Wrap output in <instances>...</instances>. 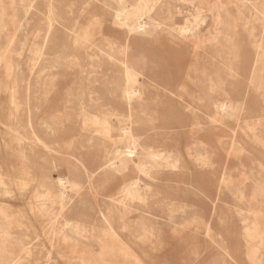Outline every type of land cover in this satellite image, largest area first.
<instances>
[{
    "label": "rangeland",
    "instance_id": "1",
    "mask_svg": "<svg viewBox=\"0 0 264 264\" xmlns=\"http://www.w3.org/2000/svg\"><path fill=\"white\" fill-rule=\"evenodd\" d=\"M142 1L0 0V264H264V0Z\"/></svg>",
    "mask_w": 264,
    "mask_h": 264
},
{
    "label": "bare ground",
    "instance_id": "2",
    "mask_svg": "<svg viewBox=\"0 0 264 264\" xmlns=\"http://www.w3.org/2000/svg\"><path fill=\"white\" fill-rule=\"evenodd\" d=\"M142 1V0H141ZM121 2H122V0H121ZM126 2H127V0H126ZM143 2V1H142ZM57 3V2H56ZM137 3H138V1H137ZM145 3V2H144ZM143 3V4H144ZM161 6V5H160ZM125 7V6H124ZM154 7V6H153ZM137 9V8H136ZM225 9V8H224ZM158 10V9H157ZM116 12V11H115ZM161 12V11H160ZM158 13H159V11H158ZM226 13V12H225ZM164 14V13H163ZM162 14V15H163ZM188 14V13H187ZM170 15V14H169ZM116 20H118V21H120L121 23H123L124 25H127V22L129 21V19H130V16H128V14H126V13H117L116 15ZM219 16V15H218ZM101 17V16H100ZM97 19H98V17H97ZM170 19H172L171 21L173 22V21H176V19H178L177 17H174V16H172ZM98 21V20H97ZM166 21V20H165ZM170 21V22H171ZM187 22V21H186ZM174 23V22H173ZM199 26V25H198ZM125 27V26H124ZM166 27V26H165ZM168 27V26H167ZM180 28L182 29V31L183 32H186L187 31V29L189 28L188 27V25H181L180 26ZM50 30V29H49ZM215 38V37H214ZM232 45V44H231ZM231 45H230V48H231ZM228 47V46H227ZM227 49V48H226ZM225 49V50H226ZM228 50V49H227ZM226 50V51H227ZM232 50H233V48H232ZM225 51V52H226ZM195 53V52H194ZM227 53V52H226ZM231 54V53H230ZM215 55V54H214ZM231 56V55H230ZM124 57V56H123ZM232 57V56H231ZM193 58H194V56H193ZM235 58V57H234ZM232 63H234V62H232ZM191 66V65H190ZM190 68V67H189ZM190 70V69H189ZM187 71H188V69H187ZM127 75H126V79H127ZM126 82V81H125ZM115 83H117V82H115ZM148 83L149 84H151V82L150 81H148ZM112 88L114 89V91L115 90H117V88L116 87H113L112 86ZM112 89V90H113ZM157 89V88H156ZM125 93H126V95H127V97H128V100H131V99H133V98H135L136 96H139V93L136 91V89L135 88H133L132 86H129L128 84H127V86L125 87ZM12 96V95H11ZM10 96V97H11ZM12 102V101H11ZM10 102V103H11ZM13 115V114H12ZM14 121H15V119H14ZM10 123V122H9ZM127 151V150H126ZM128 152V151H127ZM124 154V153H123ZM178 154V153H177ZM130 155V154H129ZM246 155V154H245ZM154 157V156H153ZM159 158V157H158ZM69 170L70 171H72V170H75V168H74V165H71L70 164V166H69ZM26 171H24V173H25ZM88 175V174H87ZM16 181V180H15ZM70 178L69 177H66V176H62V175H60V174H56V177H55V184L58 186V188L60 189V191H62L63 189H65V187L70 183ZM17 183V182H16ZM24 183V182H23ZM41 186V185H40ZM46 192V191H45ZM49 195V194H48ZM56 196V195H55ZM60 196V195H59ZM64 198V197H63ZM166 201V200H165ZM57 202V201H56ZM59 202V201H58ZM175 202V201H174ZM178 203V202H177ZM54 204V203H53ZM58 204V203H57ZM59 205V204H58ZM177 207V206H176ZM189 207V206H188ZM169 207H167V209H168ZM59 210V209H58ZM126 210V209H125ZM127 211V210H126ZM129 211V210H128ZM175 212V211H174ZM57 213H59V211L57 212ZM61 213V212H60ZM122 213H123V211H122ZM130 213V212H129ZM132 213V212H131ZM53 214V213H52ZM132 214H134V213H132ZM54 215V214H53ZM57 215V214H56ZM62 215V214H61ZM49 217H52V216H49ZM56 217V216H55ZM95 217V216H94ZM122 217V216H121ZM49 219V218H48ZM54 219H56V218H54ZM61 220V219H60ZM53 222V221H52ZM56 222V221H55ZM168 222V221H167ZM166 222V223H167ZM172 222V221H171ZM145 223V222H144ZM55 224V223H54ZM93 224V223H92ZM108 224V223H107ZM142 224H143V222H142ZM58 225V224H57ZM63 225H65V224H63ZM144 225V224H143ZM66 226H67V235L66 236H70V234H74V233H76L77 231H80V228H78V226L76 225V224H74V223H69V222H66ZM91 226V225H90ZM142 226V225H141ZM110 227V226H109ZM163 227V226H162ZM173 227H174V225H173ZM172 227V228H173ZM55 228V227H54ZM58 228V227H57ZM160 228V227H159ZM165 228V227H164ZM64 229V228H63ZM85 229H87V228H85ZM93 229V228H92ZM91 229V230H92ZM97 229V228H96ZM171 229V228H170ZM62 230V229H61ZM65 230V229H64ZM84 230V229H83ZM90 230V231H91ZM106 230V229H105ZM112 230V229H111ZM111 230H108V231H111ZM148 230V229H147ZM156 230V229H155ZM163 230V229H162ZM175 230V229H174ZM89 231V232H90ZM154 231V230H153ZM173 231V230H172ZM85 232V231H84ZM94 232V231H93ZM101 232V231H100ZM121 232V231H120ZM152 232V231H151ZM57 233H59V231L57 230ZM95 233V232H94ZM142 233V232H141ZM54 234V233H53ZM104 234V233H103ZM113 234V233H112ZM168 234V233H167ZM170 234V233H169ZM172 234H174V233H172ZM56 235H58V234H56ZM140 235V234H139ZM166 235V234H165ZM54 236V235H53ZM61 236H62V234H61ZM61 236H59V237H61ZM103 236V235H102ZM157 236V235H156ZM51 237V236H50ZM147 237H148V235H147ZM147 237H145V238H147ZM178 237V236H177ZM144 238V237H143ZM52 239V238H51ZM107 239V238H106ZM151 239H153V238H151ZM160 239V238H159ZM163 239V238H162ZM61 240V239H60ZM134 240V239H133ZM166 240V239H165ZM175 240V239H174ZM51 241V240H50ZM56 241V240H55ZM62 241H63V239H62ZM65 241H66V239H65ZM145 241V240H144ZM148 241V240H147ZM111 242V241H110ZM146 242V241H145ZM57 243V242H56ZM63 243V242H62ZM151 243H152V241H151ZM65 244H66V242H65ZM114 244H115V242H114ZM153 244V243H152ZM157 244V243H156ZM159 244V243H158ZM76 245V244H75ZM111 245H112V243H111ZM127 245V244H126ZM150 245V244H149ZM166 245V244H165ZM79 246V245H78ZM125 246V245H124ZM158 246V245H157ZM161 246V245H160ZM126 247V246H125ZM67 248V247H66ZM115 248V247H114ZM130 248V247H129ZM129 248H128V250H129ZM158 248V247H157ZM107 249V248H106ZM131 249V248H130ZM112 250V249H111ZM124 250V249H123ZM113 251V250H112ZM155 251V250H154ZM94 252V251H93ZM120 252V251H119ZM27 255V254H26ZM102 256V255H101ZM134 256V255H133ZM136 256V255H135ZM103 257V256H102ZM82 258V257H81ZM137 259V258H136ZM101 260V259H100ZM14 262V261H13ZM91 262V261H90ZM100 262V261H99ZM131 262V261H130ZM140 262V261H139ZM11 263V262H10ZM15 263H17V262H15ZM82 263V262H81ZM87 264V263H86ZM93 264V263H92ZM103 264V263H102ZM135 264H136V262H135ZM141 264V263H140Z\"/></svg>",
    "mask_w": 264,
    "mask_h": 264
}]
</instances>
